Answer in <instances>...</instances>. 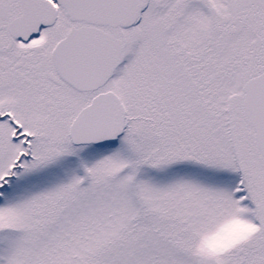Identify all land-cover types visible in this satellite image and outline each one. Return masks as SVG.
<instances>
[{
	"label": "snow or ice",
	"instance_id": "6c2138e0",
	"mask_svg": "<svg viewBox=\"0 0 264 264\" xmlns=\"http://www.w3.org/2000/svg\"><path fill=\"white\" fill-rule=\"evenodd\" d=\"M0 264H264V0H0Z\"/></svg>",
	"mask_w": 264,
	"mask_h": 264
}]
</instances>
